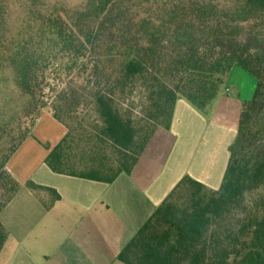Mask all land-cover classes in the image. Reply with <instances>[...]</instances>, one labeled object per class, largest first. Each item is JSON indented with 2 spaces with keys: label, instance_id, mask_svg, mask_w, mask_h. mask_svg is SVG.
<instances>
[{
  "label": "trees",
  "instance_id": "16d2710c",
  "mask_svg": "<svg viewBox=\"0 0 264 264\" xmlns=\"http://www.w3.org/2000/svg\"><path fill=\"white\" fill-rule=\"evenodd\" d=\"M11 2L0 0V75L12 71L17 91L36 114L29 127L0 120V214L21 189L7 165L47 106L42 94L50 76L113 75V92L97 89L91 95L98 118L95 145H75L74 130L63 119L68 103L61 97L52 113L67 134L45 159L56 174L112 183L132 172L157 129H170L179 99L207 113L225 77L240 68L257 85L243 105L220 188L184 177L118 259L125 264H264V201L231 221L245 194L264 186V0H86L69 9L25 0L18 29L12 26ZM112 19L113 40L107 45L100 34ZM92 53L94 64L87 63ZM133 83L146 93L148 126L131 121L115 102ZM104 146L112 149L114 162ZM25 186L38 197L50 196L47 210L60 199L52 188L32 181ZM180 191L190 200L183 209L173 202ZM8 236L0 221V253Z\"/></svg>",
  "mask_w": 264,
  "mask_h": 264
},
{
  "label": "crops",
  "instance_id": "0c3cea01",
  "mask_svg": "<svg viewBox=\"0 0 264 264\" xmlns=\"http://www.w3.org/2000/svg\"><path fill=\"white\" fill-rule=\"evenodd\" d=\"M244 74L234 68L225 77L207 113L179 99L170 129H157L132 172L112 183L60 175L47 167L46 157L67 128L43 111L32 136L7 165L21 189L0 214L9 234L0 264H125L120 252L184 177L220 188L243 105L250 99L235 77L244 79L249 96L257 85ZM29 181L54 189L60 199L47 210L50 196L38 197L25 186Z\"/></svg>",
  "mask_w": 264,
  "mask_h": 264
},
{
  "label": "rangeland",
  "instance_id": "374dc122",
  "mask_svg": "<svg viewBox=\"0 0 264 264\" xmlns=\"http://www.w3.org/2000/svg\"><path fill=\"white\" fill-rule=\"evenodd\" d=\"M12 2V26L18 29L23 19L25 18L26 9L24 7L25 0H11ZM49 5H59L65 8H76L85 3L86 0H45ZM101 40L109 45L113 40V19L105 24L101 30ZM18 31H15V33ZM97 61L96 56L92 53L87 63L94 64ZM238 73H245L240 68H235ZM246 78L256 82L255 77L247 73L244 74ZM235 82L241 84V91L243 95L252 99V94L249 96V89L246 88L244 79L235 77ZM111 85V86H110ZM44 92L42 94V102L47 106L43 111H51L60 104L59 98L65 99L68 103L63 115V119L73 128V135L75 136V145L84 147L87 145H95L98 139L95 138V125L97 115L92 105L91 95L97 89L112 90L113 75L106 73H99L98 76H90L88 73L81 77L78 74H70L68 76L58 77L50 76L44 84ZM113 92V90H112ZM247 98V97H246ZM249 99V100H250ZM117 107L122 111L127 118L134 123H143L146 125V109L148 102L146 100V93L138 85L133 83L129 85L125 94H117L115 98ZM28 100L23 98L17 91L14 83V76L11 70H6L0 75V120L12 123L11 126L16 128L18 124L25 123L29 127L32 119L35 117V109H29ZM69 111V113L67 112ZM30 112V113H29ZM41 112V113H42ZM27 116V117H25ZM24 126V127H25ZM106 148L108 157L115 161L111 150ZM264 201V186L253 191H248L244 196V202L235 211L231 221L244 218L249 212L260 208ZM173 202L183 209L190 202L189 196L186 192L180 191L173 198Z\"/></svg>",
  "mask_w": 264,
  "mask_h": 264
}]
</instances>
